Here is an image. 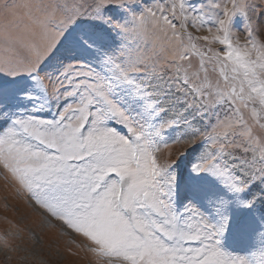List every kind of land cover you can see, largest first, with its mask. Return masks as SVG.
<instances>
[{
  "label": "snow or ice",
  "instance_id": "obj_1",
  "mask_svg": "<svg viewBox=\"0 0 264 264\" xmlns=\"http://www.w3.org/2000/svg\"><path fill=\"white\" fill-rule=\"evenodd\" d=\"M0 178L88 264H264V0H0Z\"/></svg>",
  "mask_w": 264,
  "mask_h": 264
},
{
  "label": "rangeland",
  "instance_id": "obj_2",
  "mask_svg": "<svg viewBox=\"0 0 264 264\" xmlns=\"http://www.w3.org/2000/svg\"><path fill=\"white\" fill-rule=\"evenodd\" d=\"M165 153L167 149L163 150ZM19 201L13 188L0 178V235L9 229L8 221L19 222L21 227L32 228L41 235L42 243L35 248L30 240H18L21 251L9 253V264H18L26 261V264H36L38 261H46L47 264H88L92 259L87 253L79 236L61 235L56 229H41L38 217L31 216L21 220L17 211ZM0 264H4V253L0 246Z\"/></svg>",
  "mask_w": 264,
  "mask_h": 264
}]
</instances>
